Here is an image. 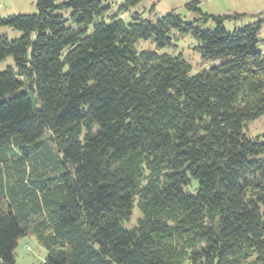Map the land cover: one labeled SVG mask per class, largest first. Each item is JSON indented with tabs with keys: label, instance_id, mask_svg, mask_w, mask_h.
Listing matches in <instances>:
<instances>
[{
	"label": "trees",
	"instance_id": "16d2710c",
	"mask_svg": "<svg viewBox=\"0 0 264 264\" xmlns=\"http://www.w3.org/2000/svg\"><path fill=\"white\" fill-rule=\"evenodd\" d=\"M141 1L0 17V264L27 236L41 264H264V20L124 22Z\"/></svg>",
	"mask_w": 264,
	"mask_h": 264
},
{
	"label": "rangeland",
	"instance_id": "374dc122",
	"mask_svg": "<svg viewBox=\"0 0 264 264\" xmlns=\"http://www.w3.org/2000/svg\"><path fill=\"white\" fill-rule=\"evenodd\" d=\"M196 2L199 10L208 15L213 16H233L244 15L236 21H227L223 24L224 29L231 32L234 29H240L244 25L250 24L258 19L264 20L262 17H253L258 14L264 13V0H143L136 6L130 7L128 12L120 15L124 22H129L131 13L141 14L145 19L151 22L164 16L167 13L174 12L180 15L185 21H190L195 16L192 11L187 9V6ZM36 0H0V17L7 18L13 15H32L35 14ZM106 4H111L112 10H116L123 3L124 0H105ZM0 34H5L10 40L20 37V33L8 28L0 29ZM179 43L180 49L184 59L191 66V75L198 72V57L193 55L188 50L190 42L188 37ZM260 38L264 39V27L260 32ZM7 68L14 70L12 58H6L0 62V72L5 71ZM245 135L248 138H256L262 140L264 136V114L258 119L253 120L245 125ZM186 192L190 191L186 190ZM138 216L137 209H133V213L128 224L125 227L134 225ZM46 258V251L43 247L39 246L33 237L27 236L19 238L17 247L14 250L15 264H41ZM183 264H189L185 261Z\"/></svg>",
	"mask_w": 264,
	"mask_h": 264
}]
</instances>
